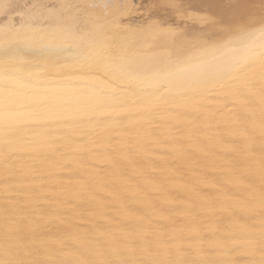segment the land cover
Instances as JSON below:
<instances>
[{
    "label": "bare ground",
    "instance_id": "1",
    "mask_svg": "<svg viewBox=\"0 0 264 264\" xmlns=\"http://www.w3.org/2000/svg\"><path fill=\"white\" fill-rule=\"evenodd\" d=\"M0 264H264V0H0Z\"/></svg>",
    "mask_w": 264,
    "mask_h": 264
}]
</instances>
